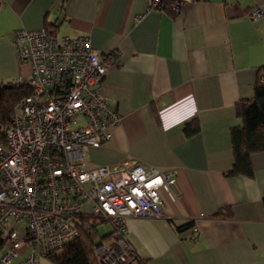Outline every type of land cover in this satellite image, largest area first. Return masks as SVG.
I'll use <instances>...</instances> for the list:
<instances>
[{"label":"crops","instance_id":"1","mask_svg":"<svg viewBox=\"0 0 264 264\" xmlns=\"http://www.w3.org/2000/svg\"><path fill=\"white\" fill-rule=\"evenodd\" d=\"M180 2L173 15L149 9V0H0V79L10 85L30 73L16 30L49 24L56 36L89 37L117 62L99 91L121 121L86 161L178 173V193L160 190L164 217L126 221L134 264H264V153L251 156L252 178L227 175L230 130L241 123L235 106L253 97L264 69V0ZM193 120L200 130L187 136ZM220 210L229 215L215 217Z\"/></svg>","mask_w":264,"mask_h":264},{"label":"built area","instance_id":"2","mask_svg":"<svg viewBox=\"0 0 264 264\" xmlns=\"http://www.w3.org/2000/svg\"><path fill=\"white\" fill-rule=\"evenodd\" d=\"M165 7L179 14L181 2L149 0V9ZM261 14L255 8L251 17ZM13 42L30 67L29 76L15 82L28 83L31 94L14 107L0 144V264H38L77 237L82 217L93 226L109 223L114 231L95 248L103 264H134L126 221L164 217L160 190L178 193L177 170L86 161V150L109 142L121 121L99 91L117 62L101 56L89 37L19 29Z\"/></svg>","mask_w":264,"mask_h":264},{"label":"trees","instance_id":"3","mask_svg":"<svg viewBox=\"0 0 264 264\" xmlns=\"http://www.w3.org/2000/svg\"><path fill=\"white\" fill-rule=\"evenodd\" d=\"M165 11L174 15L166 7ZM53 27L55 26L47 24L44 29L49 35L54 36ZM262 78H264V69L259 74L253 97L241 100L235 106V115L241 123L230 130L234 163L232 169L227 173L229 176L252 178L251 156L256 153H264V80ZM30 94L31 88L26 82L19 84L10 82V85H0V144L5 142L4 130L11 120L14 107L21 99ZM199 130L198 121L193 120L185 127V134L192 136ZM227 211L220 210L214 216L229 215V210ZM79 223L77 237L62 247L49 252L45 258L54 264H103L96 254L95 248L112 238L114 231L111 230L100 236L97 226L89 224L88 217H82ZM192 225V221L187 222L182 226H177V231ZM1 245L2 241L0 240V247ZM132 253L135 262H140V258L134 250Z\"/></svg>","mask_w":264,"mask_h":264},{"label":"rangeland","instance_id":"4","mask_svg":"<svg viewBox=\"0 0 264 264\" xmlns=\"http://www.w3.org/2000/svg\"><path fill=\"white\" fill-rule=\"evenodd\" d=\"M15 224V222L13 220H11L9 222V227L11 228L13 225ZM18 230L21 232V234L24 232V223L20 222L18 225ZM112 230V227L109 223H102L101 225L97 226V231L99 233L100 236L107 234V232H110Z\"/></svg>","mask_w":264,"mask_h":264}]
</instances>
